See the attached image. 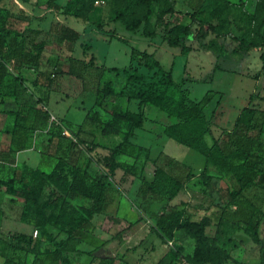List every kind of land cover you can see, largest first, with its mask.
<instances>
[{
    "label": "rangeland",
    "instance_id": "rangeland-1",
    "mask_svg": "<svg viewBox=\"0 0 264 264\" xmlns=\"http://www.w3.org/2000/svg\"><path fill=\"white\" fill-rule=\"evenodd\" d=\"M47 1L0 0V13L9 11L26 18L17 22L16 31L21 32L28 42L44 40L46 43L44 58L24 75L27 79H34L37 69L54 74L51 89L44 86L46 81L41 79L43 86L30 85V91L21 99L27 104H36L32 88L42 96L48 94L46 109L72 128L69 130L74 139L59 136L54 124L47 131L30 132L29 154L37 159L40 154L42 158L35 167L38 170L49 172L57 160L64 157L67 169L72 166L85 169L90 179L109 175L110 149L121 142L127 128L123 120L111 117L109 112L126 109V95L136 88L127 83V75L132 71L130 64L141 73L147 72L136 59L131 61L133 48L155 53L162 66L172 70L174 79L183 82L191 99L199 101L210 97L205 113L214 124L215 134L212 136L220 133L219 140L226 132L222 126L234 121L239 111L248 105L251 94L264 96V67L260 58L264 52V0H151L146 19L143 17L148 6L139 0H73L70 7L62 10L47 9ZM58 1L63 3L66 0ZM75 11L81 15L74 16ZM135 20L142 21L138 29L125 27ZM54 22L68 25L79 33L72 51L68 50L66 42H59L55 33L47 32ZM166 22L171 24L169 26L177 24L189 28L191 36L186 44L191 51L188 54H181L178 47H168L162 41ZM29 26L39 27L42 31L35 33ZM253 45L261 49H254ZM218 52L220 57L217 59L215 53ZM71 58L87 63L93 60L95 65L117 69L107 71L100 82L101 86L110 80L114 88L113 94L102 99L100 107L94 106L99 86L96 75L91 70L88 73L83 71L82 65ZM6 102L4 109L17 108L10 98ZM129 109L138 110L135 99L130 101ZM142 109L146 117L144 124L136 129V135L131 139L133 145L118 156L122 169L116 170L109 184L118 193L122 191L120 212L131 213L133 219L138 214L142 219L118 237L115 233L125 229L130 222L126 219L109 221L103 227L104 221L97 220L100 214H96L89 231L107 239L108 243L106 251L98 253L97 260L91 264H124L126 261L119 249L124 241L134 247L146 238L143 246L147 254L150 253L156 234L152 227L156 221L160 216L180 209L184 210V217L168 240L171 244L162 242L167 252H171L170 264H255L260 254L254 235L257 222L260 223V236L264 235V185L258 181L257 169L260 164L246 177L250 185L232 198L230 193L238 189V185L219 174L214 167L204 171L202 155L164 134L163 127L170 123L171 117L151 104ZM95 110L100 117L98 123L86 118L88 112L92 114ZM6 121L11 124L12 117L0 115V128ZM257 121V129L249 133L248 146L254 154L264 157V118ZM103 127L111 134L101 135ZM8 139L0 131L1 148L7 146ZM232 140L238 143L236 137ZM207 141L211 144V136ZM224 142L225 149H230L234 143ZM154 162L183 181L179 195L172 201L138 194L141 180L152 179ZM18 167L5 170L3 179L11 175L12 168ZM41 182L37 179L35 185L29 183V200L24 195L10 197L0 188V248L6 247L9 235L25 233L30 236L37 228L29 224L22 213L33 194L36 202L54 197L46 186L36 194ZM49 230L58 237L57 230L52 227ZM40 234L38 228L37 237ZM155 255L154 261H157L160 255L158 252ZM6 256L16 260L15 264H32L34 258L31 253L9 249ZM51 258L42 253L34 263L61 264ZM137 259L138 255L131 261L136 264L140 260ZM87 260L79 264H86ZM1 263L3 258L0 255Z\"/></svg>",
    "mask_w": 264,
    "mask_h": 264
},
{
    "label": "trees",
    "instance_id": "trees-1",
    "mask_svg": "<svg viewBox=\"0 0 264 264\" xmlns=\"http://www.w3.org/2000/svg\"><path fill=\"white\" fill-rule=\"evenodd\" d=\"M139 1L148 6L143 17V19H146L151 0ZM72 2L73 0H66L63 3L58 0H48L46 8L62 10L70 7ZM73 15L78 17L81 13L75 11ZM23 20H26V18L9 11L0 13V102H3L4 97H12L17 105L16 110L4 111L13 120V127L8 132L11 135V142H15V139L20 140L22 136L24 137L22 143H14L16 150L28 148L30 144L26 140L28 133L45 130L49 127V111L46 109L48 94L46 97L42 96L33 92L32 88L36 104H27L19 101V91L16 88L8 94L3 91L7 77H11L15 85L24 86L27 78L21 74L22 70L35 69L45 55L46 43L44 40L28 42L21 32L16 31L17 22ZM141 22V20H135L130 24H126L125 27L135 30L139 28ZM169 24L168 22L164 24L166 34L162 36V41L168 47H178L181 54H188L191 51V47L186 44L191 36L189 28L177 24L169 26ZM30 30L35 33H41L42 31L33 28H30ZM47 32L55 33L60 43L66 42L69 51L73 50L74 44L79 39V33L75 29L57 22L51 23ZM253 47L256 50L261 49L255 45ZM216 57L217 59L220 57L219 52L216 53ZM260 58L262 67H264V52L260 54ZM71 59L82 65V69L86 73L91 70L96 75L99 86L96 89L94 106L100 107L102 99L114 92L110 80L103 82L101 86L100 82L107 71L117 69L105 65H95L93 60L87 63L81 59ZM135 59L147 69V72L141 73L133 68L132 64L129 66L132 71L127 75V83L135 85L136 88L126 95V98L127 101L135 99L138 102V110L133 112L126 108L122 112L116 110H110L109 112L111 117L123 120L127 126L121 142L110 149L107 165L109 175L104 174L98 178L90 179L85 169L78 166L67 169L65 158L60 157L49 172L22 164L18 168H12L11 175L7 179H0V188H3L4 192L10 197L24 195L26 200H29L27 189L30 190V184L35 185L37 179H41L42 182L39 183L40 186L36 194L41 192L43 186L48 187L54 194L53 198L43 202H36L33 199L35 194H33V198L28 202L22 217L26 218L29 224L37 227V230L39 228L41 234L34 239L32 235L29 236L25 233L9 235L6 238L8 241L6 247L3 248L2 246L0 248L3 264H15L16 260L6 256L8 249L9 251H24L33 254L32 264H35L34 261L42 253L49 254L52 260H57L61 264H71L69 252L74 249L72 247L73 242L78 239L79 233L91 224L105 199L106 185L111 183L116 170L122 169L118 156L129 145H133L131 139L135 136V130L141 128L146 119L142 109L146 104L158 107L173 119L172 123L164 127V134L178 144L202 155L204 157V171L209 167H214L219 174L238 185V189L230 193L232 198H236L245 187L250 185V181L246 180V177L255 171L258 163L260 164L257 168L259 172L258 181L264 185V157L254 154L248 146V140L251 137L249 133L257 129V120L264 118V96L259 95V93L252 94L248 105L244 106L236 117L232 130L226 131L222 140H219L212 136L211 122L205 113V107L208 105L210 97L206 96L199 101L191 99L188 89L174 79L171 69L166 70L162 66L155 57V53L133 48L131 61ZM10 62H13L11 65L13 71L8 65ZM217 67L218 63L215 64V68ZM53 77L52 72L37 69L35 78L30 82L33 87L39 86L42 85V82L44 83L41 79H44L46 81L44 86L51 89ZM82 78L85 79L84 74ZM23 88L27 90L26 87ZM255 99H258V102H254ZM98 114L97 110L93 111L92 114L88 112L86 118L98 123L100 122ZM62 125L72 130L68 125L64 123ZM54 127L58 128L59 136L62 135L60 127ZM101 134L109 135L111 132L103 127ZM210 136L211 144L207 141ZM233 137L238 139V143L232 140ZM224 141L234 142L233 146L230 149H225ZM1 160L7 162L8 156L1 158ZM153 165L152 179L141 180L138 194L141 197L154 195L172 201L179 195L183 187V181L179 177L168 173L164 167L157 165L155 162ZM86 200L89 205L84 204ZM183 217L184 210H173L167 215L160 216L152 229L162 242H166L173 237V231L182 223ZM141 219L139 218L134 224L140 222ZM109 221L119 222L120 218L106 216L103 227H106ZM132 225L131 223L128 224L125 229L116 232L115 236L119 237L124 230L130 229ZM259 225L260 223L257 222L254 227V235L260 247L259 258L255 264H264V235L260 236L258 232ZM49 227L57 230L59 234H64L65 237L58 240L57 236L49 230ZM170 255L171 252H167L155 264H170ZM124 264L127 263L124 262Z\"/></svg>",
    "mask_w": 264,
    "mask_h": 264
},
{
    "label": "crops",
    "instance_id": "crops-1",
    "mask_svg": "<svg viewBox=\"0 0 264 264\" xmlns=\"http://www.w3.org/2000/svg\"><path fill=\"white\" fill-rule=\"evenodd\" d=\"M49 10H51V9H49ZM29 27L33 28V29H38V30L41 29L39 27H31V26H29ZM12 63L13 62H10L8 64V65H10L11 70H12V66H11ZM27 71L28 70L24 69L21 72V74L25 78H27V77L24 75V73ZM31 80L26 79V81L24 82V86L16 84L18 86L17 87L15 85V83L13 82V80L11 79V77H7L5 80V87H4L3 91L6 92L5 94H8V93L14 91L16 88L19 91V101L22 103H26L21 98L23 96H26L25 93L27 91H30L29 86L32 85V83L30 82ZM182 84H183V82H182ZM23 87H26L27 90H24ZM9 98L11 100H13L12 97H4L3 102H0V115L1 116L4 115L5 117L10 118L9 115L4 113V111L10 110V109H4L3 108V106L7 105L6 100ZM13 102H14V100H13ZM29 103L33 104L31 102H28V104ZM129 103H130V101H127V99H126V104H124V108H129ZM248 103H249V101H248ZM14 106L17 107L15 102H14ZM16 109L17 108L11 109V110H16ZM235 119H234V121H235ZM234 121H232V123L228 126H222V127H224L225 131L229 132L230 130H232L233 125H234ZM172 122H173V119L170 120V123H172ZM210 122H211V131H212V134L214 135L215 134L214 129H213L214 124H213L212 120H210ZM170 123H167V125ZM12 127H13V120H12L11 124L8 121L4 122V124L0 128L1 133L5 134L7 137H9V139L7 140V146L5 148L0 147V179L4 178L3 176L6 175V171H9V169H11L10 167H18V165L21 166L22 164H26L29 167L35 168L36 165L38 163H41V161H42L40 154H39V159H37L36 157H33L31 154H29L30 150L28 148L16 150L14 143H16V142L22 143L24 137L22 136V137H20V140L15 139V142L14 141L11 142V135L8 132L12 129ZM164 127H163V129H164ZM47 129H45L44 131H47ZM216 129H219V127ZM30 135H31V133L27 134V139H26L27 142H29V140H30ZM135 135H136V132H135ZM214 138L220 139L221 138L220 133L218 135H215ZM23 153L24 154L26 153V154L23 156V158H21L20 155ZM6 156H8V161L3 162L1 160V158L6 157ZM121 194H122V191L119 190V193H118V191L113 189L109 184L106 185V187H105V199H104V201L100 207L99 212L97 213V214H100L97 220H103L104 221L106 216H113V217L120 218V219H126L131 224H134L139 219L138 214H137V217L133 219L131 213L129 214V212H125V213L120 212L121 205H122ZM84 204L89 205V202L86 200V201H84ZM130 209H131V207H130ZM94 222L95 221L93 219L91 224H89V226L87 228H85L84 230H82L79 233V235L77 236L78 239L75 242H73L72 247L74 248L73 249L74 251L72 250L69 252V259H70L71 264H79L83 260H86L87 258H88V260H87L86 264H91L92 263L91 261L97 260L96 257H97L98 253H102L103 251H106L105 245L108 243L107 239L104 240L100 236H98L97 234H95V233L93 234L89 231V228H92V225ZM64 237H65L64 234H59L57 239L60 240V239H63ZM146 240H148V239H146V238L143 239L142 244H141V241L136 245L134 244V247L130 244H127L126 241L122 242V245H120L119 249L122 251V256H123V259L126 261V263L134 264L131 260H133L134 257L138 255V259H140V260L136 264H147L148 261H150V264H155L164 254L167 253V248H165V244H163L161 239L155 234V240L153 242L154 246L151 248V252L147 254V252L145 251L146 247L143 246V243H145ZM150 240H151V238H150ZM156 252H158V254L160 255V258L157 261H154L156 258L155 257ZM79 259H81V260H79Z\"/></svg>",
    "mask_w": 264,
    "mask_h": 264
},
{
    "label": "built area",
    "instance_id": "built-area-1",
    "mask_svg": "<svg viewBox=\"0 0 264 264\" xmlns=\"http://www.w3.org/2000/svg\"><path fill=\"white\" fill-rule=\"evenodd\" d=\"M49 121H50L49 127L51 124H54L55 126H59L61 128L62 135L70 139H74L73 136L71 135V131L68 128L64 127L62 123L50 112H49ZM37 234H38V230L34 229L32 236L35 238ZM168 243L171 244V241H168Z\"/></svg>",
    "mask_w": 264,
    "mask_h": 264
}]
</instances>
